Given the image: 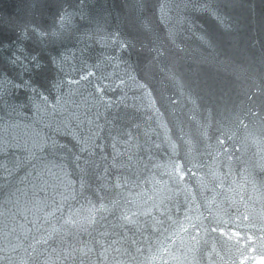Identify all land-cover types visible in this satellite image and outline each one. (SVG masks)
Instances as JSON below:
<instances>
[{
    "label": "water",
    "instance_id": "obj_1",
    "mask_svg": "<svg viewBox=\"0 0 264 264\" xmlns=\"http://www.w3.org/2000/svg\"><path fill=\"white\" fill-rule=\"evenodd\" d=\"M262 255L264 0H0V264Z\"/></svg>",
    "mask_w": 264,
    "mask_h": 264
},
{
    "label": "snow or ice",
    "instance_id": "obj_2",
    "mask_svg": "<svg viewBox=\"0 0 264 264\" xmlns=\"http://www.w3.org/2000/svg\"><path fill=\"white\" fill-rule=\"evenodd\" d=\"M221 234L224 235L223 232H222ZM232 235H233V236H236L237 239H240V238H241L239 233H235V232H234ZM228 238L231 239L232 236H229ZM251 251H252V252H255L256 249L253 248ZM250 258L254 261V264H264V255L260 256L259 259H256L255 257H245L244 259L241 260L240 264H247V261H248V259H250Z\"/></svg>",
    "mask_w": 264,
    "mask_h": 264
},
{
    "label": "clouds",
    "instance_id": "obj_3",
    "mask_svg": "<svg viewBox=\"0 0 264 264\" xmlns=\"http://www.w3.org/2000/svg\"><path fill=\"white\" fill-rule=\"evenodd\" d=\"M174 225H178L179 221H173ZM161 250L158 249L157 253L152 257L153 260H158L160 258ZM169 256H171V249L169 248Z\"/></svg>",
    "mask_w": 264,
    "mask_h": 264
}]
</instances>
